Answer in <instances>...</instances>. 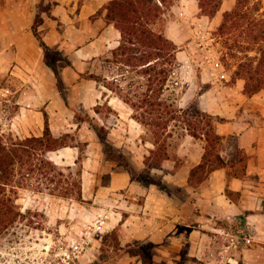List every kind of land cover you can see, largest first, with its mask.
<instances>
[{
    "label": "crops",
    "instance_id": "obj_1",
    "mask_svg": "<svg viewBox=\"0 0 264 264\" xmlns=\"http://www.w3.org/2000/svg\"><path fill=\"white\" fill-rule=\"evenodd\" d=\"M55 1L52 15L45 17L42 27L48 44L68 60L60 65L66 97L59 90L56 73L47 64L44 50L33 31L39 0H0V134L11 132L21 138L40 136L46 126L45 112L57 136L85 126L90 128L88 122L78 121L75 116V106H82L105 124L110 129L111 139L122 146L121 129L131 132L139 127L141 134L147 129L145 124L135 118L134 108L112 89L83 75L91 71L123 80L117 74L99 70L105 66L101 58L110 56L121 43V31L107 21L105 10L101 12L111 0ZM235 3L236 0L229 4L223 0L214 17L202 14L199 3L195 12L191 7L181 9L177 3L173 5L174 12L180 13L183 21L178 17L161 30L179 46L184 38L177 30L184 21L190 25V39L203 27L202 21L218 26L223 13L231 10ZM199 11L201 16L197 15ZM188 44L185 49L179 46L177 51L180 65L185 68L181 79L187 84L177 102L186 107L198 96L205 111L223 118L216 122V130L224 136L223 153L230 164L217 167L202 181L192 183L191 171L203 159L205 141L183 128L185 133L178 139L174 153L161 168L154 169L168 186L174 188L169 193L156 183L145 185L132 180L126 169L115 168V162L103 167V150L94 134V139H87L89 148L82 161L83 192L88 197L87 186L94 185V200L100 204L96 208L112 216V220L107 221L109 226L114 227L117 223L123 227L126 240L137 241V245L140 241L158 243L163 255L166 248L162 243L172 240L174 257L179 258L183 244L188 240L191 241V254L195 256L201 255L209 245L211 247L208 244L210 237L206 236L209 231L206 229L204 233L203 227L213 229L219 220L242 219L253 226L254 244L261 254L254 264H264V90L247 95L243 78L230 83L231 72L221 61L203 56L198 62L194 57L193 41ZM201 84L207 86L202 90ZM105 103L120 116L117 120L109 121L103 117L101 106ZM175 135L173 130L171 138ZM137 147H131L132 152H143L144 158L155 148V143L145 140ZM238 148L247 155L246 171L229 178V171L241 164L238 159L233 160ZM47 155L58 164L74 165L80 148L68 145L49 151ZM94 174L97 177L108 174V183L104 184L96 177L90 180L89 175ZM124 194L133 198L140 196L141 200L123 199ZM108 195L111 208L102 205L108 202Z\"/></svg>",
    "mask_w": 264,
    "mask_h": 264
},
{
    "label": "trees",
    "instance_id": "obj_2",
    "mask_svg": "<svg viewBox=\"0 0 264 264\" xmlns=\"http://www.w3.org/2000/svg\"><path fill=\"white\" fill-rule=\"evenodd\" d=\"M253 1L257 2L250 5L252 0H236L231 10L223 13L222 21L216 29V33L221 37L227 34L235 36L232 43L230 42L231 38L224 39L229 50L228 54L235 58L234 66L236 68L229 82L235 83L239 78H243L244 91L249 96L264 89V47L259 48L263 54L260 59L250 54H246L245 57L239 55V52L242 51L244 33L251 40H264V19L255 23L250 16L253 12L263 11L262 1ZM173 2L174 0L109 1L101 12L106 11L107 21L113 23L121 31L122 37L121 43L112 51V54L101 59L109 65L119 64L121 68L119 73L125 80L135 77L128 75L132 72L139 74L141 78L129 80L126 85H123L121 79H110L106 74L91 71L83 74L103 82L129 103L134 108L135 118L148 126L155 135V148L146 157L144 169L138 170L125 158L124 154L114 157V160L130 173L132 180L145 185L156 183L169 193H171L170 188L161 177L156 175L154 169L161 168L163 162L170 158L168 139L173 135L174 127L181 125L189 133L205 141L203 159L191 171L192 183L202 181L209 171L230 164L228 156L223 153L224 136L216 130V122L223 120V118L205 111L198 96L186 107H182L177 102L178 98H172L167 94L170 89V77L180 64L177 57L179 46L161 29H157L155 25L166 10L172 8ZM222 2L223 0H199L201 13L214 17L220 11ZM56 3L55 0H39L33 31L44 50L47 64L56 73L59 90L66 97L65 86L60 73V61L63 57L45 40L42 27L45 17L52 15ZM249 20L253 21H251V28L248 32L246 29L250 25L246 26V23ZM257 26L260 27L259 31H256ZM64 59L68 61L67 58ZM108 107L112 109L111 106L108 105ZM75 116L78 121L90 124L105 147H112L107 144L110 129L105 124L85 111L82 106H75ZM45 117V130L40 136L33 135L21 138L14 136L11 132L0 134V232L15 220L17 214L21 213L15 209V199L7 193V190L9 187L17 189V187L24 186L26 180L29 179L27 175L37 173L45 177L46 181L55 190H58L64 181L62 179V176L65 175L64 169L72 170L76 167L75 171H71V176L74 174L78 177L74 183L78 186L77 190L67 188V190L61 192L62 189L57 193L75 195L77 199L83 200V148L80 143L76 142V135L72 132H64L59 136L55 135L50 127L49 115L46 112ZM173 124L174 126H172ZM68 145H77L80 148V155L76 164L62 165L48 157L47 152ZM235 156L233 160L238 159L241 164L239 168L229 171V178L243 175L246 171V153L238 148ZM205 172L204 176H200Z\"/></svg>",
    "mask_w": 264,
    "mask_h": 264
},
{
    "label": "rangeland",
    "instance_id": "obj_3",
    "mask_svg": "<svg viewBox=\"0 0 264 264\" xmlns=\"http://www.w3.org/2000/svg\"><path fill=\"white\" fill-rule=\"evenodd\" d=\"M195 1L174 0L173 5L179 3L181 9L189 10L191 7L192 11L194 10L195 12L199 3L197 0ZM226 1L229 4L233 0ZM261 1L263 11L253 12L250 15L255 23L264 19V0ZM255 2L257 1L252 0L250 5ZM197 15L201 16L202 14L199 11ZM178 17L182 20L180 13L177 15L172 6L161 16L155 27L163 30L169 22L177 20ZM253 20L247 21L246 26L250 25ZM184 23L177 30L184 38V41L179 46L185 49L189 45L188 42L193 41L194 57L198 62L201 61L200 58L203 56L204 58H217L232 75L236 68L234 66L235 58L228 54L229 50L224 43V39L231 38L230 42L232 43L235 36L227 34L221 37L216 33L217 25L202 21L203 27L197 30L193 36L191 35L189 39L188 30L190 25L186 21ZM250 28L251 25L246 30L249 32ZM259 29L260 27L257 26L256 31H259ZM247 36L244 33L242 51L239 52V55L245 57L246 54H250L260 59L263 54L259 51V48L264 47V40L254 41ZM61 56L63 59L60 61V65H64L67 62L64 59L65 56L63 54ZM97 63L100 64L98 61ZM103 65L105 66L102 69L99 68L100 72L116 74L121 70L119 64L116 63L112 65L105 63ZM183 69L185 68L179 64L170 77V89L167 94L172 98H179L187 86L184 80L181 79L184 78L185 74ZM194 70L196 72V69ZM117 75H119V78H123L122 74L119 73ZM128 75L135 77L132 79L128 78V80L123 79L121 82L123 85H126L129 80H139L141 78L135 72ZM200 86L205 88L207 84H201ZM101 109L102 115L106 120L115 121L118 119L117 117H120L109 109L107 103L102 105ZM145 127L147 128L146 131L141 134L138 133L140 132L139 127L131 132L126 131L124 128L121 129L120 134L124 141L122 146L116 145L110 134L107 144L112 147H105L92 127L87 128L85 126L81 130L76 129L71 132L76 135V142L80 143L83 148V156L89 148L87 139H94V134L97 135L103 150V159L105 160L103 167L111 166L115 162V168L121 167L124 169L123 166L114 160V157L124 154L129 162L138 170H142L146 166L145 159L149 154L143 158V152L139 153L137 151L138 153L136 154V152H132L131 147H141L142 141L145 142V140L154 141V133L148 126L145 125ZM173 130L176 135L174 138L170 137L168 139L170 156L174 153V147L178 143V139L185 133L181 125L174 127ZM75 170L76 167L72 170L64 169L65 175L62 176L64 181L61 183L62 187L58 190H55L46 181L45 177L37 173L30 176L27 175L29 179L26 180L24 186L17 187V189L8 188L7 193L15 199V209L21 213L17 214L15 220L0 232V264H254L259 255H261L259 247L254 244L253 226L248 225L242 219H229L226 222L219 220L214 223L213 229L208 226L203 227V231L206 229L209 231L206 236L210 237L208 244H211V247L209 245L207 250L203 251L201 255L195 256L191 254V241L188 240V242H185L187 245L183 244L180 258L178 256L174 257L173 249L175 243L172 240H166L162 243L166 248V254L163 255L158 243L140 241V245H137V241L126 240L123 227L117 223L114 227L111 225L110 227L108 223L102 230H98L96 229L97 218L100 214H108V212H100L96 208L100 204L94 200V185L89 184L87 186L88 197L85 196L82 190L83 200L77 199L75 195L57 193L62 189L61 192H63L67 188L77 190L78 186L74 183L78 177L74 174L71 176V171ZM93 173L96 172L93 171ZM155 173L158 177H161L160 173L157 171ZM205 174L206 172L200 176ZM95 177L104 184L109 181L108 174L99 175L98 177L95 174L89 175L90 180H94ZM97 187H99V184H97ZM168 187L171 191L174 190V188ZM106 197L108 202L102 203V205L111 208V205H109L110 196ZM126 197L137 202L141 200L140 196L133 198L124 194L123 199H126ZM108 219L112 220V216H109ZM198 228L201 229L200 226ZM182 230L183 232L186 231L184 227ZM198 243L202 242L199 241Z\"/></svg>",
    "mask_w": 264,
    "mask_h": 264
},
{
    "label": "built area",
    "instance_id": "obj_4",
    "mask_svg": "<svg viewBox=\"0 0 264 264\" xmlns=\"http://www.w3.org/2000/svg\"><path fill=\"white\" fill-rule=\"evenodd\" d=\"M108 217H109L108 214H104V213L100 214L96 221V226H97L96 229L102 230L107 224Z\"/></svg>",
    "mask_w": 264,
    "mask_h": 264
}]
</instances>
